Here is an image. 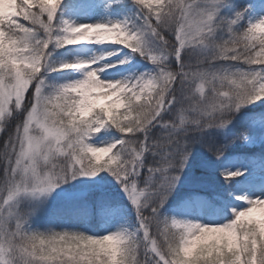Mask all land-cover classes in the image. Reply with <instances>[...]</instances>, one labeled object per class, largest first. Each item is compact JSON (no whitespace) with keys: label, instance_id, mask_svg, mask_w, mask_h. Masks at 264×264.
Segmentation results:
<instances>
[{"label":"snow or ice","instance_id":"6c2138e0","mask_svg":"<svg viewBox=\"0 0 264 264\" xmlns=\"http://www.w3.org/2000/svg\"><path fill=\"white\" fill-rule=\"evenodd\" d=\"M118 6L129 15L77 23L65 0H0V264H264V193L228 205L205 190L174 210L207 222L169 214L195 148L264 161V3L76 10ZM133 59L145 69L112 75Z\"/></svg>","mask_w":264,"mask_h":264},{"label":"rangeland","instance_id":"374dc122","mask_svg":"<svg viewBox=\"0 0 264 264\" xmlns=\"http://www.w3.org/2000/svg\"><path fill=\"white\" fill-rule=\"evenodd\" d=\"M82 0H65V11L66 15L75 20L77 23L82 22H97L103 19H122L124 16L129 15L128 10L125 8L117 7V10L114 12L103 13L101 12L98 15H87L80 13L76 10V7L80 5ZM247 3H253L255 0H246ZM261 3H264V0H260ZM100 49L95 46H81L79 49L73 50L74 55H79L82 58L90 57L93 52H99ZM66 58H71L66 57ZM145 65L141 62L138 63L137 60L133 59L131 65L122 66L112 70V75L116 78H122L131 74L133 71H143ZM106 139H111L107 137ZM198 154H201L199 151L194 150L193 156L190 158V164L185 168V173L182 176V183L178 186L177 191L173 193L172 200L174 202L173 206L170 207V214L178 215L188 218H199L204 222H207L208 217L204 215L199 206L192 204L191 207L184 209L183 211L177 212L174 211L182 201L186 200L189 195L197 192H202L205 190L214 191L215 193L220 191L222 185L231 184V191L227 200L224 203L232 205L238 203L234 201L233 197L235 195H245L253 196L256 194L264 193V161L258 160L257 158L250 157L248 159L249 167L246 165H237L238 158L236 156H228L225 158L224 168H229V170L235 171L237 169L243 171L245 174L240 177V179H235L229 183H225L223 178L219 175L220 170L217 167H209L210 161L215 163L217 160H211L205 155L203 160L200 163L198 161ZM233 156V157H232ZM204 165V168L202 166ZM200 170L197 171L196 169ZM239 178V177H238ZM97 180L100 178L97 177ZM93 183V182H88ZM109 190L116 199L121 198V194L114 185V182L111 179H108ZM84 184L81 182H73L72 184L64 185L61 189L57 190V193H54L53 196L57 197L60 193H75L79 190H82ZM62 198V197H60ZM127 201L124 200L121 204L122 208H126Z\"/></svg>","mask_w":264,"mask_h":264},{"label":"trees","instance_id":"16d2710c","mask_svg":"<svg viewBox=\"0 0 264 264\" xmlns=\"http://www.w3.org/2000/svg\"><path fill=\"white\" fill-rule=\"evenodd\" d=\"M255 109V106H253V110ZM245 111H252V110H248L246 109ZM258 114V113H256ZM245 119V117H241L240 120L238 121L239 122H242L243 120ZM199 151L202 155H205L206 157H208L209 159L211 160H216L215 157L211 156L209 153L201 150L199 147L195 148L194 150ZM201 154H198V161L197 163H200L202 160H203V156ZM245 155L244 152L238 148V147H234L231 149V151L229 153H226V155L224 157H222L219 161H216L215 163H212V161L208 162L209 163V167H217L218 170L221 171H224V161H225V158H227L228 156H231V155ZM257 155H259L257 153ZM202 168H204V165L202 166ZM197 171H199L200 169L197 168L196 169ZM220 172H219V175H220ZM230 187H231V184H226V185H222V188L220 189V191L216 192L219 196H228L229 194V191H230ZM174 204L172 198H170V207ZM170 214V213H169Z\"/></svg>","mask_w":264,"mask_h":264}]
</instances>
